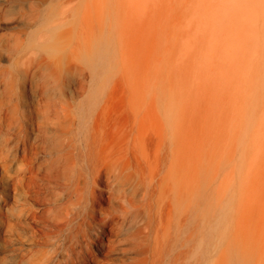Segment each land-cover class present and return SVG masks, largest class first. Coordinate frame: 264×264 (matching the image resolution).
<instances>
[{"label":"bare ground","instance_id":"obj_1","mask_svg":"<svg viewBox=\"0 0 264 264\" xmlns=\"http://www.w3.org/2000/svg\"><path fill=\"white\" fill-rule=\"evenodd\" d=\"M202 219L264 264V0H0V264H162Z\"/></svg>","mask_w":264,"mask_h":264},{"label":"rangeland","instance_id":"obj_2","mask_svg":"<svg viewBox=\"0 0 264 264\" xmlns=\"http://www.w3.org/2000/svg\"><path fill=\"white\" fill-rule=\"evenodd\" d=\"M57 4V0H56ZM43 23V21H42ZM43 27V26H42ZM46 33L42 32L41 36L44 37ZM80 75H73L65 77V79H69L68 82L71 84V89L67 90L68 92V101L71 105V108H89L90 97L92 93V82L91 85L88 84L90 79L85 81V87L81 90L80 87ZM88 82V83H87ZM57 94L56 96V108H63V90L61 87V82L55 83V89L52 91ZM73 93V94H72ZM141 196V195H140ZM120 209L124 210L126 214L124 232L130 234H136L138 229L144 227V238L148 240L147 242L154 241L157 232L161 229V221L163 217L160 214V210L155 207L153 202V208L150 209V220L153 218V222H147L148 218L143 210V204L138 201L134 205L125 201L121 202L119 206ZM149 220V221H150ZM198 234L190 239L191 230L193 225H189L185 229V244L182 247H172L168 250L166 257L162 264H175L174 259L178 253H183V259L180 261V264H220V250L214 249L218 240L221 241L219 237H221V224H216L215 221L212 220H199L198 222ZM69 234L61 236L60 241L57 242L58 248L60 250L59 260L62 261L64 248L60 247L61 244L66 239ZM174 236V234H173ZM216 250V251H215ZM153 260V259H152ZM153 262H151L152 264Z\"/></svg>","mask_w":264,"mask_h":264}]
</instances>
